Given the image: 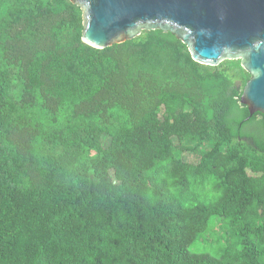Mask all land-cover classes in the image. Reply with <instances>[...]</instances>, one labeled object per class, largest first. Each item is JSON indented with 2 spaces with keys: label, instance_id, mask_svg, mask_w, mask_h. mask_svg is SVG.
Segmentation results:
<instances>
[{
  "label": "trees",
  "instance_id": "trees-1",
  "mask_svg": "<svg viewBox=\"0 0 264 264\" xmlns=\"http://www.w3.org/2000/svg\"><path fill=\"white\" fill-rule=\"evenodd\" d=\"M81 30L69 0H0V264H264V114L240 61Z\"/></svg>",
  "mask_w": 264,
  "mask_h": 264
},
{
  "label": "water",
  "instance_id": "water-1",
  "mask_svg": "<svg viewBox=\"0 0 264 264\" xmlns=\"http://www.w3.org/2000/svg\"><path fill=\"white\" fill-rule=\"evenodd\" d=\"M81 9V40L94 48L122 43L142 30L169 31L193 60L238 59L249 74L240 97L264 114V0H69Z\"/></svg>",
  "mask_w": 264,
  "mask_h": 264
},
{
  "label": "rangeland",
  "instance_id": "rangeland-1",
  "mask_svg": "<svg viewBox=\"0 0 264 264\" xmlns=\"http://www.w3.org/2000/svg\"><path fill=\"white\" fill-rule=\"evenodd\" d=\"M211 240H213V237L211 238ZM194 247L197 248V249H199V248L208 249L209 248V247H207V246H205L203 244H199V243L194 245L193 248ZM218 249H219V247L215 246V247L210 248V251L213 252V253H216L218 251Z\"/></svg>",
  "mask_w": 264,
  "mask_h": 264
}]
</instances>
